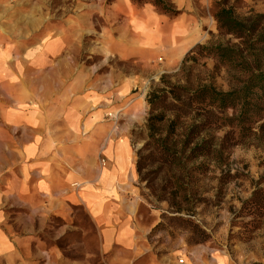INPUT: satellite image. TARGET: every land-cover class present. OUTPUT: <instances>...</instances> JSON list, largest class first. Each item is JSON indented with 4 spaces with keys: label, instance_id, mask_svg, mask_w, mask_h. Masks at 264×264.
I'll use <instances>...</instances> for the list:
<instances>
[{
    "label": "rangeland",
    "instance_id": "1",
    "mask_svg": "<svg viewBox=\"0 0 264 264\" xmlns=\"http://www.w3.org/2000/svg\"><path fill=\"white\" fill-rule=\"evenodd\" d=\"M167 1L178 14L133 0H0L7 109L15 98L26 100L24 109L43 124L49 148L59 149L49 162L58 166L61 181L58 192L51 185L41 191L33 182L41 180V171L48 181L51 167L33 161L37 167L25 168L26 191L0 211V229L8 237L0 239V264L136 261L137 254L107 251L83 205L80 183L74 203L63 191L68 161L81 182L97 163H107L93 149L84 153L82 138L67 141V120L93 117L99 104L96 112L105 119L136 124V221L140 232L149 231L139 248L147 250L138 257L143 263L163 264L166 256L176 264H264V215L252 207L254 193L264 190V82L245 90L264 74V0ZM224 10L241 26L220 24ZM163 17H181L182 38L170 24L163 31ZM206 88L243 101L182 115L170 139L179 142V151L190 139L183 155L199 159L183 168L158 164L147 125L160 111L148 96L173 89L188 101ZM56 121L61 137L52 141ZM169 125L161 124L163 137ZM195 145L200 148L193 154Z\"/></svg>",
    "mask_w": 264,
    "mask_h": 264
},
{
    "label": "crops",
    "instance_id": "2",
    "mask_svg": "<svg viewBox=\"0 0 264 264\" xmlns=\"http://www.w3.org/2000/svg\"><path fill=\"white\" fill-rule=\"evenodd\" d=\"M163 22H165L163 31L170 24L169 27L175 28L181 38L183 37L181 17L174 20L163 17ZM197 42V40L193 41V43ZM1 52L0 211L7 207V200H11L13 197H21L26 191L25 168L37 167V165H33L35 164L33 161H42L39 166L51 167L52 169L51 172H48V176H50L48 181L43 180L44 172L41 171V180H34L33 185L45 192L49 191V185H51V191L54 193L58 192L56 187H59L61 182L58 166L49 162L50 157L54 160L55 155H59V149L53 146L49 148L47 141L49 137L45 134L43 124L37 120L34 123L33 117L29 116L24 109L23 104L26 100L15 98V103L8 107L9 110L7 109V51L5 46L2 47ZM98 109H102L101 104H99ZM98 109L95 110L94 116L88 119H83L84 116L81 115L75 119L67 120L65 123L68 131L67 141L70 143L74 136L82 138L83 146L85 145L84 153H86L87 148L90 151L93 149L97 160H104L107 163H104L105 165L97 163L93 175L89 178L85 177L81 182L76 180L70 161H68L65 165V174L61 178L64 185L63 191L67 194V201L74 203V186L76 183H80L83 205L100 228L107 251L113 253L115 250H121L129 254H137L135 262L125 260L124 263L130 261V264H145L138 257L147 253V250L140 253L139 248L146 236L149 235V231L143 229L140 232L141 230H138L141 225L139 221H136V213L140 207V200L134 197L137 189V141L133 138V129L136 128V124L124 117L118 120L105 119L103 113L96 112ZM29 125L32 128H29ZM56 126L58 129L60 128L59 121H56L52 127L50 137L52 141L61 137L59 130L55 131ZM28 131L32 132V136H29ZM66 147L70 149L69 146ZM65 159L68 160L70 157L66 156ZM4 182L6 183L2 184ZM9 206L12 207L11 204ZM2 213L5 212L0 213V223L1 219H4ZM2 236L8 239L7 233L0 229V239ZM151 257L156 258L154 255ZM116 262L118 264L123 263L119 259ZM150 264L160 263L153 260ZM163 264L176 263L174 260L163 256Z\"/></svg>",
    "mask_w": 264,
    "mask_h": 264
},
{
    "label": "trees",
    "instance_id": "3",
    "mask_svg": "<svg viewBox=\"0 0 264 264\" xmlns=\"http://www.w3.org/2000/svg\"><path fill=\"white\" fill-rule=\"evenodd\" d=\"M133 2H135L137 5L152 4L160 12L170 16L173 14H178L177 11L172 10L171 4H169L167 0H133ZM217 20L220 24L225 26H241L235 22L229 11H221ZM261 81L264 82V74L257 76L254 80V83L248 85L245 90L250 92L254 89H258V83ZM180 96L181 95H179L173 89H161V91L152 92L148 96V102L152 109L155 111H160L158 115H152L149 118L147 125L149 130L148 146H153L155 151L151 156L155 157L154 161L158 162V164L166 165L170 168H183L187 164V161H196L199 159V155L196 158L194 157V159L185 157V155H183L185 149L192 144L190 139H187V141L184 142V147H182L180 151L178 150L179 142L177 143L176 141L170 139V137L175 134L177 123L179 120H181V118H183L182 115L187 116L194 111H209L211 109L218 108L225 110L230 108V106L235 107L237 102H241V100L243 101V99L239 97L233 101L234 94L217 93L216 91L209 88L203 89V91L197 95V98L193 99L191 97L188 101L181 100ZM245 106H247V104H245ZM167 121L170 122V129L167 130V136L163 137V134L160 132L159 128L161 124ZM199 148V145H195L194 148H190V152L195 154ZM141 169L142 167L139 168L140 173ZM252 199L255 201L254 205L252 206L253 209L258 212V214L264 215V190H257L254 193Z\"/></svg>",
    "mask_w": 264,
    "mask_h": 264
}]
</instances>
